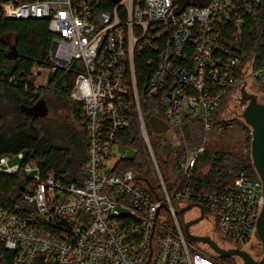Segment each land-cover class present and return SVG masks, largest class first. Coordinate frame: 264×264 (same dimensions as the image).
<instances>
[{"label": "built area", "instance_id": "built-area-1", "mask_svg": "<svg viewBox=\"0 0 264 264\" xmlns=\"http://www.w3.org/2000/svg\"><path fill=\"white\" fill-rule=\"evenodd\" d=\"M259 8L264 10V0H0L7 19L48 21L56 35L49 54L54 66L66 69L78 61L71 99L82 109L89 147L80 184H63L53 173L42 179L35 162L10 166L8 155L0 157V173L31 178L22 199L34 210L20 214L0 208V241L14 252V264H35L41 255L46 264L50 259L54 264H224L202 243L187 239L182 214L160 207L154 220L162 203L181 210L174 200L200 203L232 249L243 250L257 237L264 205L261 179L241 172L206 192H194L191 180L215 122L243 119L248 102L241 100V89L264 104V58L257 65L264 52L248 55L231 42L237 41L233 28L239 30L242 13ZM141 55L152 67L146 95L156 99L155 115L169 126L164 134L181 130L190 117L203 128L201 145L187 148L177 160L173 182L181 189L173 192L141 109L135 75ZM136 118L154 164L152 180L145 178L153 188L131 170L117 172L118 161L111 164L114 148L123 146L120 133ZM16 155L23 160V152Z\"/></svg>", "mask_w": 264, "mask_h": 264}, {"label": "trees", "instance_id": "trees-1", "mask_svg": "<svg viewBox=\"0 0 264 264\" xmlns=\"http://www.w3.org/2000/svg\"><path fill=\"white\" fill-rule=\"evenodd\" d=\"M181 0H176L180 3ZM102 7V6H101ZM243 22L232 39L233 47H238L246 54L255 51L264 52V10L259 8L251 14L242 13ZM229 31V29H228ZM228 32H225L227 38ZM56 35L49 30L48 21L44 19L14 20L3 16L0 9V156L24 153L21 164L36 163L42 179L53 173L63 184L82 183L86 178L85 166L89 159V147L85 125L81 119L82 109L71 99L78 71L74 69L78 61L69 68H59L50 60V49ZM230 36L228 37V40ZM235 49V48H233ZM264 55L260 54L257 65L261 64ZM50 70L46 86H36L34 70ZM152 67L144 62V55L137 56L135 75L140 96L142 113L149 128L150 119L155 115L156 99L146 95V86ZM44 96V97H43ZM51 97L64 100L72 111L73 117L59 122L46 118H31L21 106H33L44 98L48 105ZM8 103L10 112L2 104ZM49 108V107H48ZM50 113V112H49ZM236 120V119H233ZM231 121H216L215 127L227 126ZM185 139L173 147L166 135L158 136L164 143L151 141L153 152L169 192L181 189V184L173 182L177 171V160L186 155L187 148L201 145L199 135L203 128L198 119L185 120L181 131ZM120 143L134 151L131 157L118 160L117 172L133 171L138 177L152 180L154 164L148 148L141 136L139 120L120 133ZM251 134L246 140V153L229 151H210L202 153L197 160L191 187L194 192H206L215 184L231 183L239 173L254 171L251 158ZM174 154V156H173ZM154 179V177H153ZM30 177L23 178L18 174L0 173V208L10 213L23 214L34 210L22 199L23 191L30 186ZM23 189V190H22ZM45 221L41 218L39 223ZM45 255L38 256L35 264H46ZM15 254L6 249L0 241V264H14ZM226 261L231 262L229 258ZM48 264H54L50 259Z\"/></svg>", "mask_w": 264, "mask_h": 264}, {"label": "rangeland", "instance_id": "rangeland-1", "mask_svg": "<svg viewBox=\"0 0 264 264\" xmlns=\"http://www.w3.org/2000/svg\"><path fill=\"white\" fill-rule=\"evenodd\" d=\"M50 70H43L36 68L34 70V77H35V84L36 86H46L49 82V75ZM44 97V96H43ZM228 101V96L223 98V104ZM5 108L4 110H8L11 112L13 108L9 106L8 103L2 104ZM48 107H49V115L52 120H56L59 122H63L68 120L67 117L72 119L73 114L72 111L67 106V103L60 99L59 97H51L48 100ZM235 110V109H233ZM235 116L231 117L230 123L227 126H217L214 129L210 130L208 133L209 140L205 142L204 146L207 150L210 151H229L239 154L246 153V140L249 134H251V128L246 124L244 119H237L234 118ZM236 119V120H233ZM181 131V130H180ZM149 134L151 141L156 143H164V140H161L155 133H153L152 129L149 128ZM164 135V134H163ZM166 137L169 139L173 147L179 145V140H181V133L177 130H170L168 134H165ZM25 153V152H23ZM122 154H126L128 157H131L134 154V151L130 148L125 146H117L114 148V157L111 159V164L114 165L121 157ZM150 155V153H149ZM10 158V166L19 165L21 160L18 158V155L8 154ZM174 156V154H173ZM1 157V156H0ZM156 157V156H155ZM151 158V155H150ZM152 160V158H151ZM157 160V159H156ZM158 163V161H157ZM247 175L251 179H260L256 170L254 171H247ZM173 205L176 209H183L187 204L185 202H181L179 200L172 201ZM180 216V215H179ZM200 216V211L197 207L192 208L191 210L187 211L186 213L182 214L179 218L180 222L184 225ZM190 232L194 235L198 236H209L214 240L222 249H232L230 244L222 241L219 235L214 230V217L209 215L205 217L198 225L193 226L190 228ZM260 241L256 236L252 237V239L243 245V250L250 253L252 256L257 257L258 259L262 258L264 252H261L260 246L258 247ZM201 248L208 250L211 253H214L212 250L208 249L205 245L201 244ZM224 264H244L243 260L238 257L229 258L232 261L228 262L225 258H220Z\"/></svg>", "mask_w": 264, "mask_h": 264}, {"label": "water", "instance_id": "water-1", "mask_svg": "<svg viewBox=\"0 0 264 264\" xmlns=\"http://www.w3.org/2000/svg\"><path fill=\"white\" fill-rule=\"evenodd\" d=\"M243 89L244 87L241 89L243 93L241 100L243 102H248V106L243 113V119L246 122V124L251 128V136H252L251 158L254 169L256 170L258 176L262 181V191H263L262 194L264 195V104L258 102L256 96L248 94ZM21 110L31 118H46L49 115V108L44 98L37 101L33 106H21ZM150 126L152 131L158 135L164 134L169 130L168 124L164 120L156 116H153L150 119ZM141 179H145V178H141ZM145 180L147 181V179ZM160 207H165V209L168 210L169 212L178 213V214H184L187 211L191 210L192 208L198 207L200 209V216L184 225V233L187 239H189L192 242L206 244L214 253L218 254L221 258L240 257L243 260L244 264H264V254L262 258L255 260L250 253H248L245 250L239 249V247L238 249H228V250L222 249L214 240H212L211 237L198 236L192 234L190 232V228L198 225V223H200L205 218V210L200 203L190 204L181 210L168 209L165 203H162L156 209L154 220H156ZM154 226L155 224L153 223V227H152L153 230H154ZM152 236H153V231L152 234L150 235V240ZM257 238L262 244L264 249V205H263V210L257 220ZM151 255H152V248L150 251V257Z\"/></svg>", "mask_w": 264, "mask_h": 264}, {"label": "flooded vegetation", "instance_id": "flooded-vegetation-1", "mask_svg": "<svg viewBox=\"0 0 264 264\" xmlns=\"http://www.w3.org/2000/svg\"><path fill=\"white\" fill-rule=\"evenodd\" d=\"M260 246V247H259ZM258 247L260 248L261 252H264L263 246L261 243H259ZM252 256V255H251ZM255 260H258L257 257L252 256Z\"/></svg>", "mask_w": 264, "mask_h": 264}]
</instances>
